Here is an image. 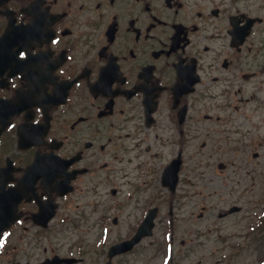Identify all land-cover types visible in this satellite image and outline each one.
<instances>
[{
  "label": "flooded vegetation",
  "instance_id": "af4514ba",
  "mask_svg": "<svg viewBox=\"0 0 264 264\" xmlns=\"http://www.w3.org/2000/svg\"><path fill=\"white\" fill-rule=\"evenodd\" d=\"M162 149L169 161L180 155V181L188 159L191 187L206 190L213 175L214 192L240 197L262 183L264 0H0V181L14 188L18 214L0 258L108 259L113 242L37 254L32 240L89 220L136 230L175 196L161 185ZM156 182L162 189L146 190ZM242 210L231 202L210 225ZM221 231L222 243L250 237Z\"/></svg>",
  "mask_w": 264,
  "mask_h": 264
},
{
  "label": "rangeland",
  "instance_id": "374dc122",
  "mask_svg": "<svg viewBox=\"0 0 264 264\" xmlns=\"http://www.w3.org/2000/svg\"><path fill=\"white\" fill-rule=\"evenodd\" d=\"M169 150L162 149L159 151L156 158L158 168H162L169 160ZM184 166L182 169V180L177 192H175V196L166 193L164 198L157 200L165 202H162L161 211L155 217L153 234L143 238L133 252L127 255L115 256L113 264H167L170 258L172 259L168 264H264V225H259L258 219L255 218L257 212L264 217V206L260 204V200L264 198V180L262 179V183L258 181L254 182V185L241 193L240 197L223 196L224 192L225 194L227 193L223 190L222 185L214 192V189L218 188V185H215L216 177H213L210 167L208 172H210L214 181L204 190L203 187H200V182L194 187L190 186L187 158ZM195 169L198 168L195 167ZM202 177L200 175L198 178ZM157 186L162 189L160 183L156 182L154 185L147 186L146 190L153 192ZM246 187L247 185L242 189ZM190 189H203L204 192L201 195L195 194L194 196H190ZM206 194L210 196L206 197ZM171 198H173V204L176 207L173 214L176 220L174 221L175 223H170L167 212L168 203ZM231 202L241 204L243 210L236 214H231L226 218L219 219L218 224H223V230L217 231L216 229H218L219 225H210L213 219L212 216L216 214L218 209L227 207ZM203 203H209L211 207L210 211L207 212V218L191 219V215L196 217ZM248 208L252 211V218H250L253 225L251 226V230L247 229L248 222L247 218H245L250 215L249 211H247ZM91 223L92 220H89L87 224L75 228L67 223L64 227L49 229L41 236L32 240V252L35 251L39 254L44 245L50 247L53 243L63 251L67 250L70 253L69 250L77 243H81L83 249H86L87 244H94L100 240L109 244L110 242L125 238L134 232L125 225H110L107 230L91 226ZM206 231L209 233L207 237L202 234ZM220 231L222 233L233 231L244 233L248 231L250 232V237L247 239L246 244L241 243L233 246L218 241L216 237L217 232ZM198 237L204 238V240L197 241ZM241 239L243 240L240 237ZM168 243L171 245L170 255L166 253ZM66 246H68V249L65 248ZM86 256L91 258L92 254L87 253ZM100 259L101 263L99 264H105L106 261H103L101 257ZM0 264H11V261L7 260V258H0Z\"/></svg>",
  "mask_w": 264,
  "mask_h": 264
},
{
  "label": "water",
  "instance_id": "95a60500",
  "mask_svg": "<svg viewBox=\"0 0 264 264\" xmlns=\"http://www.w3.org/2000/svg\"><path fill=\"white\" fill-rule=\"evenodd\" d=\"M167 182H168L169 185H171L172 188H174V186H175V184L177 182L176 172H175V177H170V175H169V178H168ZM154 216H155V209H152L151 210V214L145 219V221L142 224V226H141L140 230L138 231L137 235H135L134 239L131 240L132 242L126 248L131 247L132 244L136 240H139L143 235H146V234H150L151 233V228L153 226V218H154ZM10 218H11V213H10V216L8 218H5L4 217V212H1L0 231L2 229H4L9 224Z\"/></svg>",
  "mask_w": 264,
  "mask_h": 264
}]
</instances>
